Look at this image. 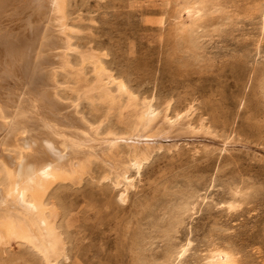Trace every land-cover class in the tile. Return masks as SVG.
<instances>
[{"label":"rangeland","instance_id":"1","mask_svg":"<svg viewBox=\"0 0 264 264\" xmlns=\"http://www.w3.org/2000/svg\"><path fill=\"white\" fill-rule=\"evenodd\" d=\"M173 1L68 0L73 65L80 62V50L98 53L106 69L125 79L138 99L154 98L161 110L169 105V116L190 108V123L196 127L202 123L205 132L167 128L160 112L155 135L159 139L153 146L160 149L139 173L129 172L133 185L122 203L118 200L122 186L114 187L112 176L102 179L107 168L98 161L80 184H54L48 201L64 233L68 256L60 264H134L141 232L154 227L152 210L158 211L159 203L171 198L172 192L189 187L198 188L193 209L169 240H153L144 253L146 259L188 241L176 264H205L204 257L216 248L230 255L224 264H264V0H223L225 13L214 18L220 22L219 30L204 38L198 62L176 48ZM88 66L82 75L92 84ZM57 81L62 101L70 96L69 101H79L78 111L93 124L106 117L102 131L111 127L117 137L121 132L128 136L117 112L107 110L98 92H93L92 103L74 91L70 74L58 71ZM122 134L116 143L125 150ZM231 184L248 194L236 210L226 211L223 200ZM41 263L28 246L0 248V264Z\"/></svg>","mask_w":264,"mask_h":264},{"label":"bare ground","instance_id":"2","mask_svg":"<svg viewBox=\"0 0 264 264\" xmlns=\"http://www.w3.org/2000/svg\"><path fill=\"white\" fill-rule=\"evenodd\" d=\"M67 4L68 0H0V246H28L43 264H60L61 259L68 258L64 233L59 230L57 214L48 201L54 184H80L90 173L92 163L98 161L107 168L102 179L112 176L114 187L122 186L118 192L122 203L133 185L129 172L139 173L155 149H160L154 148L159 139L155 135L159 133L156 125L160 112L163 111L161 119L167 128L183 133L205 132L202 123L198 127L190 123V108L169 116V105L161 110L154 98L138 99L125 79L114 77L106 69L98 53L80 50V62L73 65L69 57L74 48L68 36L72 26L67 24ZM173 6L176 48L185 58L201 61L204 38L219 30L220 22L214 18L225 13L223 0H174ZM85 64L93 72L92 84L82 75ZM58 71L74 78V86H69L80 97L92 99L93 92H98V99L107 110L117 112V121L128 136L121 132L117 137L118 132L111 127L102 131L106 117L93 124L78 111L79 101H69L70 96L64 99L67 102L62 101L57 92L61 88ZM121 134L123 138L126 135L122 140L128 145L125 150L116 143ZM229 187L228 198L222 199L223 207L234 211L248 193L240 186ZM193 188L172 192L171 198L159 203L158 211L152 210L154 227L149 233L141 232L134 264H176L185 254L188 241L167 247L151 261L144 253L155 238L172 237L183 223L196 203L198 188ZM204 259L205 264H224L230 255L216 248Z\"/></svg>","mask_w":264,"mask_h":264}]
</instances>
